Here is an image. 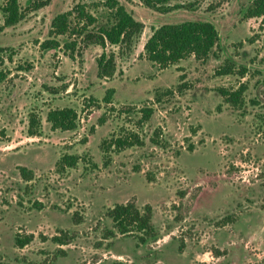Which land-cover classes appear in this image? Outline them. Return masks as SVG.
<instances>
[{
  "label": "rangeland",
  "instance_id": "rangeland-1",
  "mask_svg": "<svg viewBox=\"0 0 264 264\" xmlns=\"http://www.w3.org/2000/svg\"><path fill=\"white\" fill-rule=\"evenodd\" d=\"M97 1L51 0L28 12L29 0H19L24 18L0 31V264H264V25L243 17L251 0H203L168 13L119 0L143 32L129 51L106 49L116 72L102 80L99 46L72 59L40 48L54 16ZM187 21L218 32L206 61L189 57L160 70L144 58L152 29ZM225 63L234 74L218 75ZM241 86L238 109L222 102L217 89ZM62 108L76 111L74 131L46 122ZM142 108L153 113L138 126ZM125 133L143 145L102 147ZM63 155L79 162L57 173ZM19 167L33 179L23 180ZM127 203L140 212L150 206L151 237L114 228L108 210Z\"/></svg>",
  "mask_w": 264,
  "mask_h": 264
},
{
  "label": "trees",
  "instance_id": "trees-1",
  "mask_svg": "<svg viewBox=\"0 0 264 264\" xmlns=\"http://www.w3.org/2000/svg\"><path fill=\"white\" fill-rule=\"evenodd\" d=\"M0 7L3 24L0 31L6 27L18 24L25 15L19 0H3ZM203 0H142L148 9L158 13H168L180 8H193ZM51 0H29L26 11L35 12L50 4ZM187 2V3H186ZM245 19H260L264 25V0H251L243 16ZM143 32V23L119 2V0H98L92 4L76 3L69 10L54 16L50 22L48 39L40 44L41 49H62L65 56L73 58L75 52L83 47L97 45L101 54L95 59L96 76L98 79H110L116 72V60L112 51L106 52L108 47H118L119 51H129ZM219 35L213 24L207 21H187L178 24H165L152 29L150 36L143 45L144 58L157 66L160 70L177 65L189 57L198 62H204L217 46ZM0 48V82L5 79L6 72L2 70L3 59ZM264 58V56H263ZM10 59V57H9ZM218 75L234 74L233 66L225 63L217 71ZM245 73L244 69L238 72ZM244 86L230 91L219 88L217 92L222 102L238 109L243 104L242 94ZM171 93V91H167ZM115 90L107 89L103 97L104 104H110ZM158 100V97H156ZM137 125L142 126L152 116L150 108H142ZM77 113L72 108L51 110L46 115V122L53 131H74L77 127ZM103 122L100 119V123ZM35 125L34 118L30 119L29 128ZM30 130V129H29ZM33 134L32 130H30ZM154 141V140H152ZM102 147H114L123 150L134 146H142L143 142L138 135L125 133L123 136L104 140ZM79 157L63 155L55 164V171L62 173L66 169L75 168ZM23 180L31 181L34 172L26 167L18 168ZM118 233H139L151 237L154 233L152 211L145 206L140 212L133 204L115 205L107 212ZM31 237L16 238V246L23 247L29 243ZM143 239V238H142Z\"/></svg>",
  "mask_w": 264,
  "mask_h": 264
}]
</instances>
